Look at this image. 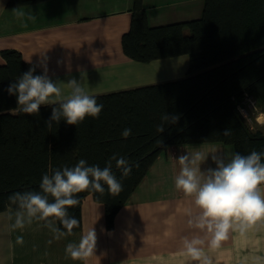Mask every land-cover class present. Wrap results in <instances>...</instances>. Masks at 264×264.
Segmentation results:
<instances>
[{
	"label": "trees",
	"instance_id": "obj_1",
	"mask_svg": "<svg viewBox=\"0 0 264 264\" xmlns=\"http://www.w3.org/2000/svg\"><path fill=\"white\" fill-rule=\"evenodd\" d=\"M39 1L8 0L7 6ZM121 45L128 58L139 62L186 54L187 75L91 95L104 105L98 118L86 117L77 125L61 120L52 128L45 121L57 105H41L33 115L10 111L16 107L14 95L6 91L11 79L30 67H35L36 75L43 72L14 48L0 51L4 60L0 64V211L17 210L9 196L40 191L42 175L52 169L74 167L80 159L103 168L117 154L133 166L131 174L122 177L112 161L123 191L112 196L104 185L103 194L82 192L77 194L79 204L68 209L79 221L72 231L79 230L81 203L91 194L103 203L105 226L110 229L121 206L168 145L217 141L231 144L242 155L264 152V128L255 121L256 113L247 118L239 109L248 95L259 113L264 112V0H203L199 17L155 26L149 24L142 0H133L130 27L122 34ZM164 114L179 119L166 123L158 133L156 126ZM125 128L132 130L128 138L121 135ZM225 129L231 134L223 135ZM57 225L63 230L58 221Z\"/></svg>",
	"mask_w": 264,
	"mask_h": 264
},
{
	"label": "crops",
	"instance_id": "obj_2",
	"mask_svg": "<svg viewBox=\"0 0 264 264\" xmlns=\"http://www.w3.org/2000/svg\"><path fill=\"white\" fill-rule=\"evenodd\" d=\"M7 2L0 0V51H20L24 60L43 73L46 66L65 99L70 94L67 82L73 78L89 95H98L187 75L186 54L139 62L123 53L121 37L130 27L133 0H42L17 6ZM142 3L152 26L197 18L203 7V0ZM18 11L25 15L18 17ZM14 97L16 107L11 112L17 108ZM255 121L264 128V121ZM197 151L208 156L200 165L206 171L216 167L213 156L224 158L234 148L217 141L168 145L121 206L110 229L105 226L103 203L91 194L81 203V228L60 239L38 221L13 230L17 210L0 211V264H203L205 257L211 264H264V221L244 233L230 230L216 247L210 246L211 234L195 226L199 212L174 181L181 168L178 158ZM92 229L96 234L93 254L84 261L66 256V245L79 243ZM18 236L23 244L16 242ZM193 239L202 241L197 245L198 260L184 246L185 240Z\"/></svg>",
	"mask_w": 264,
	"mask_h": 264
},
{
	"label": "clouds",
	"instance_id": "obj_3",
	"mask_svg": "<svg viewBox=\"0 0 264 264\" xmlns=\"http://www.w3.org/2000/svg\"><path fill=\"white\" fill-rule=\"evenodd\" d=\"M24 15L17 12L18 17ZM35 71V67H30L6 89L9 95L17 97L16 112L33 115L39 113L41 105H57L45 121L47 128H52L61 120L68 125H77L86 117H99L104 105L98 104L97 99L89 95L76 79L67 82L70 94L65 99L58 83L48 76L46 66L43 74L36 75ZM178 119V115H162L161 123L156 126L157 132L162 133L166 123L174 124ZM131 134L130 128H125L121 133L124 138ZM230 134L229 129L223 132L225 136ZM207 157L199 151L181 155L178 158L181 168L174 183L178 191L192 200L199 212L195 217V226L206 229L211 234L210 246L216 247L227 238L230 230L244 233L258 221H264V152L252 151L247 155L233 152L220 159L213 156L216 167L201 171L200 165ZM112 161L121 169L122 177L131 174L133 166L124 156L113 154L103 168L99 165L89 166L85 159H80L74 167L62 166L52 169L50 174H43L40 191L11 194L9 201L17 205L11 228L23 229L26 224L38 221L52 231L55 239L70 234L79 224L78 219L68 212L69 208L79 204L77 194L86 191L103 194L104 185L112 196L123 191L121 180L112 171ZM57 221L63 230L56 226ZM16 242L23 244V237L18 236ZM95 243L96 234L92 229L82 236L79 243H68L65 254L74 261L87 260L94 252ZM201 243L198 239L185 240L184 246L193 259L201 258L197 247ZM203 264L211 262L205 257Z\"/></svg>",
	"mask_w": 264,
	"mask_h": 264
},
{
	"label": "built area",
	"instance_id": "obj_4",
	"mask_svg": "<svg viewBox=\"0 0 264 264\" xmlns=\"http://www.w3.org/2000/svg\"><path fill=\"white\" fill-rule=\"evenodd\" d=\"M239 109L241 113L247 118L249 117L250 113H256L255 119H257L260 114L255 101L248 95L245 96V99L243 100L242 105L239 106Z\"/></svg>",
	"mask_w": 264,
	"mask_h": 264
},
{
	"label": "bare ground",
	"instance_id": "obj_5",
	"mask_svg": "<svg viewBox=\"0 0 264 264\" xmlns=\"http://www.w3.org/2000/svg\"><path fill=\"white\" fill-rule=\"evenodd\" d=\"M258 120H259L260 122L264 121V115L259 114Z\"/></svg>",
	"mask_w": 264,
	"mask_h": 264
},
{
	"label": "rangeland",
	"instance_id": "obj_6",
	"mask_svg": "<svg viewBox=\"0 0 264 264\" xmlns=\"http://www.w3.org/2000/svg\"><path fill=\"white\" fill-rule=\"evenodd\" d=\"M186 32H188V31H186Z\"/></svg>",
	"mask_w": 264,
	"mask_h": 264
}]
</instances>
